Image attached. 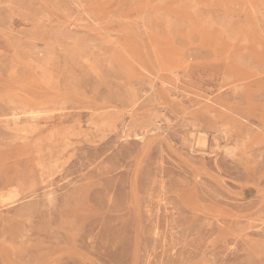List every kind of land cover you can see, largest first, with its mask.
I'll use <instances>...</instances> for the list:
<instances>
[{
    "label": "rangeland",
    "instance_id": "rangeland-1",
    "mask_svg": "<svg viewBox=\"0 0 264 264\" xmlns=\"http://www.w3.org/2000/svg\"><path fill=\"white\" fill-rule=\"evenodd\" d=\"M0 264H264V0H0Z\"/></svg>",
    "mask_w": 264,
    "mask_h": 264
},
{
    "label": "crops",
    "instance_id": "crops-1",
    "mask_svg": "<svg viewBox=\"0 0 264 264\" xmlns=\"http://www.w3.org/2000/svg\"><path fill=\"white\" fill-rule=\"evenodd\" d=\"M208 110H204L203 112H201V117L204 119L206 118L207 119V116H208V113H207Z\"/></svg>",
    "mask_w": 264,
    "mask_h": 264
}]
</instances>
